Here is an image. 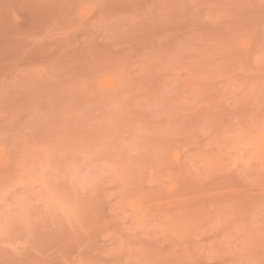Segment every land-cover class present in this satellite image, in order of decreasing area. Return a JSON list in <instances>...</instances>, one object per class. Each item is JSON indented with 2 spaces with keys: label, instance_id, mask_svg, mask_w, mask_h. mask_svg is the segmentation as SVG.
<instances>
[{
  "label": "rangeland",
  "instance_id": "374dc122",
  "mask_svg": "<svg viewBox=\"0 0 264 264\" xmlns=\"http://www.w3.org/2000/svg\"><path fill=\"white\" fill-rule=\"evenodd\" d=\"M0 264H264V0H0Z\"/></svg>",
  "mask_w": 264,
  "mask_h": 264
}]
</instances>
